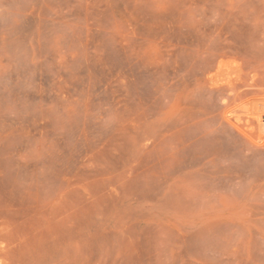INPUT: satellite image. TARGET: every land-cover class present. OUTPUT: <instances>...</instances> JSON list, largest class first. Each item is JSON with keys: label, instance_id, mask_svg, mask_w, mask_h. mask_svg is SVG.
I'll return each instance as SVG.
<instances>
[{"label": "rangeland", "instance_id": "obj_1", "mask_svg": "<svg viewBox=\"0 0 264 264\" xmlns=\"http://www.w3.org/2000/svg\"><path fill=\"white\" fill-rule=\"evenodd\" d=\"M0 264H264V0H0Z\"/></svg>", "mask_w": 264, "mask_h": 264}, {"label": "bare ground", "instance_id": "obj_2", "mask_svg": "<svg viewBox=\"0 0 264 264\" xmlns=\"http://www.w3.org/2000/svg\"><path fill=\"white\" fill-rule=\"evenodd\" d=\"M260 119V118H259Z\"/></svg>", "mask_w": 264, "mask_h": 264}]
</instances>
